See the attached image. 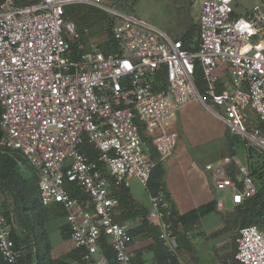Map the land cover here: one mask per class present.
<instances>
[{
	"label": "built area",
	"instance_id": "obj_1",
	"mask_svg": "<svg viewBox=\"0 0 264 264\" xmlns=\"http://www.w3.org/2000/svg\"><path fill=\"white\" fill-rule=\"evenodd\" d=\"M191 1L200 7L198 31L186 46L111 0H0V144L36 170L41 203L62 205L70 238L86 258L97 254L104 235L117 264H132L131 235L113 219L118 201L99 164L116 185L136 179L146 186L155 161L144 149L140 127L164 160L177 142V111L198 102L245 145L264 153V136L248 124L253 115L264 122V0H255L243 15L235 14L233 0ZM72 5L92 6L112 18L113 50L104 52L97 44L84 50L80 43V53L73 54L80 34L65 15ZM196 63L202 91L195 82ZM83 143L97 151V161L80 150ZM231 163L237 167L233 178ZM205 168L232 205L256 192L248 166L237 157L223 156ZM65 181L81 188L85 202L69 194ZM149 203L148 220L174 254L178 242L169 202L159 191ZM235 243L238 264H264V232L256 225L241 227ZM0 254L8 264H21L11 225L1 213ZM92 264L110 263L99 256Z\"/></svg>",
	"mask_w": 264,
	"mask_h": 264
},
{
	"label": "trees",
	"instance_id": "obj_2",
	"mask_svg": "<svg viewBox=\"0 0 264 264\" xmlns=\"http://www.w3.org/2000/svg\"><path fill=\"white\" fill-rule=\"evenodd\" d=\"M37 1L38 0H17V3L29 4ZM125 2L126 0H111V5L120 10L130 12V10L125 8ZM187 12L189 22L185 24L183 28H180V30H178L173 36L171 35L174 38L181 39L186 46L197 36L198 31V23L194 24L190 21V19L192 20V17L189 9ZM65 15L75 23L79 34L86 24H95L101 21L105 22L110 38L101 48L104 52L111 51L115 48L111 37L112 18L102 10L88 5H72L65 8ZM80 43L81 38L72 43L74 55L80 53L77 48ZM194 73L197 87L202 91L204 80L198 63L195 64ZM254 125L259 128L261 134L264 136V122L256 119ZM140 128V137L144 149L148 153L149 158L155 161L149 180L146 184L147 190L153 195L163 190V166L160 161L156 160L158 155L151 144L149 137L143 134L142 127ZM1 134L2 132L0 128V137ZM223 139L225 154L227 153V156H235L238 147L243 151L244 162L248 166L250 176L254 180L256 192L254 195L245 198L241 203L232 205V207L226 211H218L216 199H211L208 202L183 213L170 207L171 214L169 221L173 232L177 236L178 243L183 238V233L181 232L180 227L187 230L192 225L196 224L202 216L208 213L219 214L222 221L225 223L226 230L232 233V239L234 242L238 230L241 227L256 225L262 232H264V153L254 146L245 145L242 140L231 134L228 129L225 130ZM80 150L84 152L90 160L97 161V151H95L90 145L83 143L80 146ZM22 165L25 167L24 170L21 169V167L23 168ZM99 165L102 172L109 178L110 194L118 201L116 211H114L113 214L114 221L124 224L139 217L142 220L140 226L144 227L148 221V209L132 197L127 186L116 185L114 179L109 176L104 166L101 164ZM27 166L28 164L26 160L23 159L16 150L8 149L0 144V213L11 225V237L15 243L16 249L22 254L20 263L81 264L82 259L85 256V250L83 248H75L66 255L58 258H52L49 254L51 245L45 237L46 235L43 225L46 219L50 216L51 210L59 215L62 213L63 209L58 203V205H43L41 203L38 195L37 175L36 173L30 174L27 171ZM236 170L237 167L235 164H229L228 174L230 177H234ZM65 187L73 198H76L79 201L87 199L86 194L75 182L65 181ZM149 230L155 232L154 227ZM63 231V239L70 237L69 227ZM128 232L132 235L134 234L135 229L128 228ZM153 238V250L155 254L154 264H178L176 253L171 254L163 245L162 241L158 239L157 228L156 235ZM98 252H100L110 264H117L114 252L104 235L100 238ZM234 254L235 251L231 256L232 263L230 262V264H238L234 259ZM0 264H8L2 258L1 254ZM132 264H137L135 263L134 258H132Z\"/></svg>",
	"mask_w": 264,
	"mask_h": 264
},
{
	"label": "crops",
	"instance_id": "obj_3",
	"mask_svg": "<svg viewBox=\"0 0 264 264\" xmlns=\"http://www.w3.org/2000/svg\"><path fill=\"white\" fill-rule=\"evenodd\" d=\"M223 72H225V67L220 65L217 68V73L222 74ZM191 106H195V108L199 110H203L202 108L205 109L201 103L191 102L177 111L173 124V128L177 133L176 145L172 153L164 160L156 159L160 161L163 166L162 181L164 187L162 192L168 200L170 207L175 208L180 213L196 208L211 199H216L218 203L220 199L216 197L215 191L219 190L214 188L211 174L206 170L205 166L221 158L222 154H225V150L223 149V147L225 148L223 137L227 127L209 111L206 113L208 114L211 127L209 125V128H207L208 133L206 139H222L223 143L220 142L222 151L218 149V147H220L218 144L216 149L217 152H212V156L208 157V151H205L204 154L202 151H194V153H192L191 150L178 148V142L181 141L183 136L181 133V126L185 125V122L190 120L192 118L191 115L195 113V108ZM187 140L189 143L191 140L194 141L195 138L192 137ZM192 144H194V142L191 144L189 143L190 146ZM24 168V166L23 168L21 167L23 170ZM127 188L135 200L140 202L146 209H149V196L151 194L146 186L142 185L136 179H131ZM48 205L58 204L50 203ZM116 207L114 211H116ZM62 209L64 213L62 211L59 215L51 210L50 216L43 225L45 237L51 245L49 254L52 258L64 256L76 248L70 237L66 239L62 238V234L64 233L63 230L68 227L66 212L63 207ZM217 209L218 211L228 210L227 207L220 209L219 206ZM141 221V218L138 217L124 223L128 228L135 229L134 234L131 235L128 251L132 255V258H134L135 263L154 264L155 254L153 250V237L156 235V226L148 220L143 227L140 226L142 223ZM153 227L155 232L149 230ZM180 230L183 233V238L178 243L175 252L178 264H230L231 256L236 250V244L232 239V233L226 230L225 223L218 213H208L202 216L199 221L189 229L184 230L180 227ZM106 240L108 242L107 237ZM99 256L103 255L97 252L94 257H83L81 264H92L93 259Z\"/></svg>",
	"mask_w": 264,
	"mask_h": 264
},
{
	"label": "rangeland",
	"instance_id": "obj_4",
	"mask_svg": "<svg viewBox=\"0 0 264 264\" xmlns=\"http://www.w3.org/2000/svg\"><path fill=\"white\" fill-rule=\"evenodd\" d=\"M254 2L255 0H233L232 4L235 14L243 15L249 8H251ZM125 8L130 10V12L135 16L146 20L147 22L157 26L158 28L172 36L189 22V16L187 14L188 9L192 17V20L190 19V21H192L194 24L198 23L200 9L199 4L194 3L191 0H186V2L185 0H126ZM80 34L81 43L83 44L84 50L89 49V47L93 44H97L98 46L102 47L105 45L104 43H106L110 38L107 26L103 21L97 22L95 24H86ZM191 107L195 108V106ZM202 109L203 110H199L195 108V113L191 115L192 118L186 121L185 125L181 126V133L183 136L181 138V141L178 142V148L191 150L192 153H194V151H202V153L204 154L205 151H208V157H211L212 152H217V145H220L222 139H206L208 133L207 128H209V125L211 127V123H209L208 114L206 112H212L210 110H206V108ZM189 111L193 112L192 110ZM253 116L249 117V125H254L256 117ZM192 137L195 138V140H191L192 142H194V144L190 146L189 143L191 144L192 142L189 141L188 143L187 139ZM218 149H222L221 145L220 147H218ZM223 149L225 150L224 147ZM242 152L243 151L240 149V147H238L236 150V155L234 157H237L239 160L244 161ZM223 156H227V153L221 155V157ZM27 164V171L30 174H35L36 170L29 163ZM215 195L218 199L224 201V205H222L220 209H224L225 207H227L229 210L232 207L230 195L228 193H226L225 191H215Z\"/></svg>",
	"mask_w": 264,
	"mask_h": 264
}]
</instances>
